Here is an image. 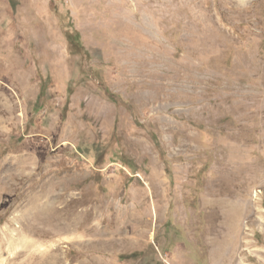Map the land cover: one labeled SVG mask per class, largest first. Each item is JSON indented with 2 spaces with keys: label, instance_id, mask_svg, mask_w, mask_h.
<instances>
[{
  "label": "rangeland",
  "instance_id": "1",
  "mask_svg": "<svg viewBox=\"0 0 264 264\" xmlns=\"http://www.w3.org/2000/svg\"><path fill=\"white\" fill-rule=\"evenodd\" d=\"M0 264H264V0H0Z\"/></svg>",
  "mask_w": 264,
  "mask_h": 264
},
{
  "label": "trees",
  "instance_id": "2",
  "mask_svg": "<svg viewBox=\"0 0 264 264\" xmlns=\"http://www.w3.org/2000/svg\"><path fill=\"white\" fill-rule=\"evenodd\" d=\"M71 38V37H70ZM75 41L79 42V38H78V35H75Z\"/></svg>",
  "mask_w": 264,
  "mask_h": 264
}]
</instances>
